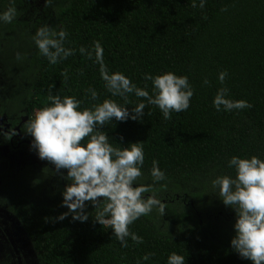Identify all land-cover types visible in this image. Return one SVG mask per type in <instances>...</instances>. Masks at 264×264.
I'll list each match as a JSON object with an SVG mask.
<instances>
[{"label":"trees","instance_id":"16d2710c","mask_svg":"<svg viewBox=\"0 0 264 264\" xmlns=\"http://www.w3.org/2000/svg\"><path fill=\"white\" fill-rule=\"evenodd\" d=\"M53 1L57 2L53 13L46 14V19L40 14L38 20L33 14L28 31L19 25H26L21 21L8 23V33L13 32L7 37V54L19 52L21 59L7 67L2 99L13 109L27 110L30 117L44 106L49 90L61 97L75 96L83 101L82 107L112 98L131 113L133 107L145 103L142 119L113 120L103 130L114 146L144 142L143 177L152 184L149 170L153 160L159 161L166 179L155 187L157 199L167 209L164 216L151 213L135 221L130 231L144 242L137 245L129 237L124 248L110 227L95 222L94 207L86 211V222L74 221L72 215L58 221L69 210L17 197L10 210L38 264H137L138 260L140 264H167L172 252L183 256L185 264H252L231 247L236 213L223 204L212 181L220 175L235 177V170L228 167L232 156L264 159V0H205L203 9L200 0ZM45 23L62 25L68 33L64 46L75 50L56 65L39 55L31 39ZM93 41H100L104 48L110 72L123 73L150 95L153 85L144 79L146 74L170 71L188 76L194 89L190 108L173 112L165 120L158 107L134 93L129 94L128 105L111 97L94 53L89 60L79 51L82 46L91 50ZM64 71L67 80L61 75ZM221 71L228 73L224 85L218 79ZM221 87L229 89L227 98L246 100L254 107L216 111L213 99ZM89 88L98 92L99 100H91L86 93ZM6 89H11L9 96ZM165 184L166 189H161ZM159 218L170 220L169 226L161 227ZM204 230L218 238H204ZM147 253L154 255L144 261Z\"/></svg>","mask_w":264,"mask_h":264},{"label":"clouds","instance_id":"9594fccd","mask_svg":"<svg viewBox=\"0 0 264 264\" xmlns=\"http://www.w3.org/2000/svg\"><path fill=\"white\" fill-rule=\"evenodd\" d=\"M14 3L15 0H12L7 10L0 12V22L11 23L15 19L17 9ZM50 4L51 0H46V7ZM196 6L193 2L192 7ZM199 7H205V0H200ZM227 10L221 9L224 12ZM67 37L68 33L62 25L51 27L45 23L36 29L31 39L39 55L47 58L51 65H56L75 54L74 49L64 46ZM79 51L89 60L93 59L94 53V62L99 64L104 87L111 97L121 98L125 105L131 103L129 94L134 93L136 97L147 100L148 104L158 107L165 120H170L173 112L179 114L190 108L194 89L188 76H178L170 71L156 76L146 74L144 79L152 81L153 85L150 95L146 88L137 87L123 73L109 71L100 41H93L91 50L82 46ZM16 58L21 59L19 52ZM61 75L67 80V71ZM227 76V71L219 73L221 85H224ZM204 83L208 84L209 81L205 79ZM86 93L90 94L92 101L99 100L95 89L89 88ZM228 94L227 87L217 90L213 99L216 111L231 112L254 107L246 100L229 99ZM82 104L83 101L75 96L61 97L49 90L44 106L35 109L23 126L24 133L33 138L31 148L36 150L39 159L54 165L56 173L68 181L62 193L61 206L67 207L69 212L56 219L63 221L72 215L74 221L86 222L89 219L86 202H91L95 208V222L110 227L122 247H128L129 237L135 244H142L143 237L130 231V226L142 216L150 215L154 209L161 216L165 215L167 204L157 199L158 189L155 185L164 181L166 175L161 171L159 161L153 160L149 170L152 184H138L137 181L143 176L144 142L130 143L127 147L120 143L114 146L103 129L113 120L127 122L129 119H142L146 104L139 103L131 113L128 107L121 106L112 98H105L90 107H82ZM2 128L3 125H0ZM2 134L8 140L18 135L15 128ZM228 167L235 170V177L217 176L212 185L218 189V197L223 204L236 213V235L231 240V247L252 264H264V159L255 155L250 158L232 156ZM61 170H67V175L64 176ZM160 187L166 189L167 185ZM145 194L150 195L145 198ZM153 255L147 253L142 259L148 261ZM137 264H140L139 260ZM167 264H185V259L172 252Z\"/></svg>","mask_w":264,"mask_h":264},{"label":"flooded vegetation","instance_id":"af4514ba","mask_svg":"<svg viewBox=\"0 0 264 264\" xmlns=\"http://www.w3.org/2000/svg\"><path fill=\"white\" fill-rule=\"evenodd\" d=\"M11 4L12 0H0V12L7 10ZM56 4L57 2L51 0L50 6L46 7V0H15L14 6L17 9L15 20L26 24L22 25V23H15L17 28L19 24L28 31L30 23L33 22V20H31L33 19V14L37 20L40 14L42 19H46V14L53 13L52 10ZM8 27V23L0 22V76L4 75V77L5 74H7V67H14L15 64L13 61L17 60L16 53L10 52V54H7V44H9L7 37L13 32L8 33ZM32 28L33 27H31V29ZM25 32L26 31H23L21 33L25 34ZM32 32L33 30H31V33ZM4 89L3 85H1L0 91L2 92ZM13 108L14 107L7 106V103L4 102L0 94V125H3V128L0 129V195L2 194V188L7 183L18 180L29 181L42 179L44 182L52 183L53 188L58 187L59 189H64L68 181L62 179L61 176L56 173L54 165L46 160L39 159L36 150L31 148L33 138L27 136L23 131L24 124L30 118L27 114V110H17ZM12 128H15L18 135L8 140L2 133H7ZM61 171L64 176L67 175V170ZM17 197H22V195ZM23 197L29 199L26 196ZM2 213L6 219V213L1 210L0 218L3 216ZM10 213L11 215L9 216L19 223L11 210ZM5 223V220L0 219V233H2L3 230L11 229L8 228Z\"/></svg>","mask_w":264,"mask_h":264},{"label":"rangeland","instance_id":"374dc122","mask_svg":"<svg viewBox=\"0 0 264 264\" xmlns=\"http://www.w3.org/2000/svg\"><path fill=\"white\" fill-rule=\"evenodd\" d=\"M5 78L4 75L0 76V86L6 83ZM8 92L11 93V89L5 90V94L9 96ZM137 183L151 184V182H148L143 176ZM64 189H59L58 187L53 188L52 183L44 182L42 179L29 181L18 180L7 183L2 188V194L0 195V210L6 213V219L3 213L0 219L5 220L6 226L11 229L3 230V232L0 233V264H38L36 253L25 232L22 230L20 224L9 216L11 215L9 209L10 203L16 199L17 196L22 195L28 197L35 204H45L55 206L61 210H69L67 207L61 206L63 203L62 193ZM86 205V211L93 207L91 202H86ZM152 214L160 215L156 209L153 210ZM158 222L163 228H167L170 224V220L168 219L159 218ZM203 237L207 239L218 238L216 233H212L208 230L203 231Z\"/></svg>","mask_w":264,"mask_h":264},{"label":"water","instance_id":"95a60500","mask_svg":"<svg viewBox=\"0 0 264 264\" xmlns=\"http://www.w3.org/2000/svg\"><path fill=\"white\" fill-rule=\"evenodd\" d=\"M146 196H148V195H146ZM146 196H145V198H146Z\"/></svg>","mask_w":264,"mask_h":264}]
</instances>
